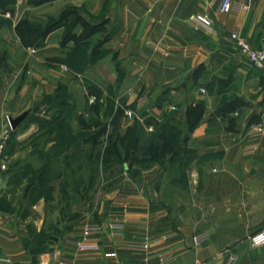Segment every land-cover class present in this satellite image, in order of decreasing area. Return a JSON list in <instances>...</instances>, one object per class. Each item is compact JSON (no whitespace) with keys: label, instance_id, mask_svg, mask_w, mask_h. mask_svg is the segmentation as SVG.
Here are the masks:
<instances>
[{"label":"crops","instance_id":"1","mask_svg":"<svg viewBox=\"0 0 264 264\" xmlns=\"http://www.w3.org/2000/svg\"><path fill=\"white\" fill-rule=\"evenodd\" d=\"M218 3L51 0L35 4L13 0L0 9L13 26L21 19L45 20L64 10L76 11L89 23L105 21L111 30L102 44L107 52L98 64L113 69V60H130L134 69H124L125 79L140 86L129 101L139 105L140 96L149 101L162 95L174 102L180 116L186 106L198 101L204 107L188 141L194 158L184 156L170 169L153 164L140 174L122 173L98 190L85 213L57 224L59 231L46 250L32 251L25 244L31 240L26 221L19 222L0 209V257L12 264H125L139 258H146L148 264H159L160 259L164 264H224L232 253L233 264H264V245L253 246L248 239L264 227V134L249 136L248 125L249 118L258 115L264 126V70L249 66L239 49L226 40L237 32L253 47L264 43V0H233L234 8L228 13L219 12ZM194 13L206 14L210 26L190 20ZM13 31L3 27L0 36L16 41ZM64 32V26L52 30L43 45L32 46V52L30 46L7 43L11 53L24 51L27 58L19 61V68L29 75L24 74V82L12 91L9 73L0 69V126L13 103L23 107L29 95L36 98L38 87L39 95L53 91L66 66L58 60L72 46L71 41L60 44ZM98 64L92 72L106 79ZM37 67L44 68V74ZM167 88L169 93H162ZM233 99L245 104L227 116L214 114L222 103ZM164 108L165 103L163 108L152 105L148 111L157 117ZM25 152L29 154L30 149ZM22 158L5 154L8 177ZM43 204L41 199L31 207L41 212ZM91 222L99 224L102 233L88 242L95 248L82 250L76 241L82 240L84 226ZM113 224L121 228L113 229ZM202 231L207 238L194 244L193 236ZM143 237L147 248L140 246Z\"/></svg>","mask_w":264,"mask_h":264},{"label":"trees","instance_id":"2","mask_svg":"<svg viewBox=\"0 0 264 264\" xmlns=\"http://www.w3.org/2000/svg\"><path fill=\"white\" fill-rule=\"evenodd\" d=\"M12 1L0 0V9ZM47 1L51 0H31L35 4ZM69 21L70 24H68ZM79 24L82 25V29L77 31ZM61 26L65 27V32L60 44L65 46L67 42L71 41L72 46L66 49L65 58L58 61L65 64L72 74L80 73L86 66H90L88 62L93 63L99 57L106 54L107 51L102 48V44L109 38L110 32L101 35L96 40L92 38L97 32L99 34L102 33L105 28V21L89 23L74 10H64L56 18L48 16L45 21L32 23L26 19H21L16 24L20 36L24 39V44L35 47L43 45L47 34ZM89 45H92L91 52L95 53V55L91 54L88 56L86 54V47ZM57 88L60 89L61 87L58 86ZM94 92L95 98L93 102L87 107V112L79 116L76 126L86 129L90 126L100 125L98 132L89 137L79 136L80 139L77 138L76 132H72V128L69 127L66 121L70 117L58 109L52 116L56 135H50L51 138L46 140V142H52V147H49L50 149L45 148L47 151L40 149L35 152L40 153L37 157L39 161L41 160L42 169L39 171L33 170L30 160L22 161V165L18 162L20 167L13 168V173L10 176L11 181L18 188L21 184L23 185L22 196L29 199V205H32L31 201L41 197L45 191V183H47L49 177H47L48 175L44 171H48L51 164L54 163L58 167L56 178H61V186L69 189L76 196L77 200L84 205L88 202L91 204L93 197L86 198V195L95 185L98 176L102 174L106 175L105 179H108V176L110 180L108 179L109 182L101 183L99 189L111 184L122 173L140 174L144 169L153 164L162 165L169 169L174 168L182 157L185 156L186 151H188L186 150V143L190 138L192 130L200 122L204 111L201 103L189 105L186 110V119L190 118L196 106H199V110L194 119L188 120L189 122L184 124L186 128L184 130L181 129L180 120L172 117L174 114L166 115L160 122L152 117H148L145 123L136 121L134 125L125 127L123 132H120V122L118 119L107 136L101 139L102 137L98 138V135L104 134L107 128L106 123H100L101 118H109L111 112L106 114L102 111L101 94L97 90ZM89 93L92 92L89 91ZM57 97L55 93L53 96H49V99L56 100ZM244 104L245 102L241 99H233L228 101L215 113L224 115ZM120 115L122 113L119 111ZM258 122H260V116L252 115L248 120V125ZM112 124V122L108 123L109 126ZM144 124L152 125V131L147 134L144 133ZM48 151L52 154H47ZM29 153L33 154V150L31 149ZM43 154H46L44 155L45 157H42ZM16 181H19L18 184L15 183ZM62 196L66 198L67 195L63 193ZM0 209H2L1 205ZM77 216L79 215L75 214L70 219ZM63 217L65 218L66 216ZM57 224L58 222L53 224L51 233H46L44 226L39 231H35L32 230L33 227L31 228L28 225L31 240L25 241V244L34 252L46 250L59 231Z\"/></svg>","mask_w":264,"mask_h":264},{"label":"rangeland","instance_id":"3","mask_svg":"<svg viewBox=\"0 0 264 264\" xmlns=\"http://www.w3.org/2000/svg\"><path fill=\"white\" fill-rule=\"evenodd\" d=\"M60 14L55 15L54 17H58ZM1 18V26L0 29L3 27L11 28L13 31V37L16 39V41L12 40L9 37L0 36V69L9 73L8 78L9 82L11 83V89L12 91H15L17 87H19L22 82H24V74H26V69L19 68V61H23L26 59V54L24 51H16V52H10L7 49V43H17L24 44V39L22 36H20L16 25H11L9 15L7 13H2L0 15ZM28 22H40L45 20H27ZM43 24V23H42ZM70 24V21L69 23ZM111 26L108 25L105 27L101 34L97 32L95 35H93V40L98 39L101 35L108 34L110 32ZM82 29V25H78L77 31ZM25 45V44H24ZM91 46L89 45L86 47V51L89 55L94 54L91 52ZM29 47V46H27ZM29 52H32V46L28 49ZM28 52V53H29ZM101 54V53H99ZM105 55H102L99 57L96 61L88 62L90 66H86V68L82 69L80 73H71L66 66H64L63 69L65 71L62 72L61 79L57 81L55 88L51 92H43V94L39 95V91L41 90L40 87L37 89V96L36 98H32V96L29 95L28 98H25L27 100H24V103L21 105L12 106V110L10 113L4 114V126H0V132L3 130H6L9 127V123L7 121V116H16L17 114L22 113L24 110H29V113L27 117L15 128V130L9 131V138L8 142L5 147L4 153L8 156H22L23 158L20 160H17V163L19 162L22 165V161L30 160L32 162V169L34 170H40L42 169V163L41 160H38L37 155L40 154L35 153L37 150L43 149L44 151H47L46 149H50L52 147V142L48 141L47 139H50L52 135H56V128L54 127L52 120H53V113L57 112L59 109L60 112L67 114L70 118L67 121L69 124V127L72 128V132H76L77 138L80 139L79 136L83 137H89L91 135H94V133L98 132L100 129V125L96 126H90L86 129L78 128L76 126V122L79 118V116L84 115L87 110L89 104H91L95 98L94 91L97 90L100 92V100L103 104L102 111L104 113L111 112L109 118H101L100 123H106L107 128L106 132L104 134L98 135V138L102 137L101 139L105 138L109 131L112 130L113 125L116 123V121L119 119L120 122V132L124 131V128L127 126H132L138 121L139 123H145L146 119L148 117H152L157 121H161L163 118L166 117V115L174 114L172 117H176L180 120V124L182 125L181 129H186L184 124L186 122H189L188 120L194 119V116L199 110V106H196L193 111L192 115L189 119H186V106L184 108L183 114L180 116L178 115V109L177 106H175L174 102H167V98L165 97H159L155 100H152L149 98V101L143 97L140 96V104L138 105L137 101H129L131 98V95L137 94L138 85L135 82V85L133 82H131L128 79H125V68L127 69H134L132 63L130 60H127V63L123 61H117L113 60V69L111 65L107 66L105 63L98 62L104 57ZM98 57V56H97ZM18 61V63H17ZM99 65V71L104 73L105 78H101L98 74L93 73V68L95 66ZM49 66L55 68L56 65L48 64ZM88 67V68H87ZM44 69V68H43ZM43 69H39L37 67V71L39 74H44ZM27 76L29 74H26ZM194 75V74H191ZM34 77V75H32ZM121 77V80H120ZM26 78V77H25ZM119 78V79H118ZM130 79V78H129ZM118 81V82H117ZM195 85L193 82L191 86ZM61 87L60 89L57 87ZM175 87V86H174ZM183 90V88L175 87L174 90ZM170 88L167 90L163 89L162 93H169ZM91 91L92 93H89ZM94 92V93H93ZM56 93V100L49 99V96H53ZM139 96V95H138ZM136 95V98H138ZM110 100V103H109ZM69 102V104H68ZM228 101L222 103V105L218 108L220 109L222 106H224ZM150 103V104H149ZM165 103L164 111L162 112L161 116H152L149 114L148 109L151 108V106H155L157 108H163V104ZM201 103V101L196 102ZM194 104V105H195ZM202 104V103H201ZM151 105V106H150ZM201 107V106H200ZM24 108V109H23ZM216 109L215 112L218 110ZM119 111L122 113V115L119 116ZM229 113V112H228ZM226 113V114H228ZM225 114V115H226ZM227 116V115H226ZM112 120V121H111ZM112 122V125H108V123ZM99 123V124H100ZM101 124V125H102ZM144 133H149L152 131L153 126L144 124ZM12 131V132H11ZM51 135V136H50ZM82 138V137H81ZM190 140V139H189ZM188 140V141H189ZM190 143H186V153L185 156L190 159V157H193L195 155L192 153L194 151L193 148H191ZM50 147V148H49ZM32 149L33 154H26L25 150ZM46 148V149H45ZM55 150V149H54ZM57 150V149H56ZM54 152V151H52ZM188 153V154H187ZM47 154H52L47 152ZM43 154L42 157H45ZM16 163V164H17ZM54 163V162H53ZM151 166V165H150ZM149 166V167H150ZM20 167V165H18ZM148 167V168H149ZM56 164H51L48 171H44L47 175L48 181L45 183V191L42 193L41 197L38 199L31 201V203H35L36 201L43 200V209L41 212H38L35 210V208L31 207L29 205L30 201L27 197L23 198L22 196V187H16L14 183L11 181V175L8 177L6 174L9 171L1 172L0 173V205L2 207L1 210H6L13 214L15 218L19 222H22L25 220V224L28 226L30 225L32 230L39 231L43 226L46 230V233H51L53 224L61 225V223L65 220L70 219L75 214H83L88 209V203H85V205L82 202H79L74 194L69 189L63 188L61 186V178H56L58 175ZM147 168V169H148ZM146 170V169H144ZM7 175V179H6ZM106 175H100L98 176L95 185L86 195L87 197H93L91 199V204H93L95 197L97 195V192L99 190V187L101 183L109 182V179H105ZM19 181H16L15 183L18 184ZM20 189V190H19ZM63 193H65L67 196L66 198H63ZM4 208V209H3ZM63 216H66L65 218ZM43 218V224L39 226V221ZM37 225L40 227L39 230H37ZM29 230V229H28Z\"/></svg>","mask_w":264,"mask_h":264},{"label":"built area","instance_id":"4","mask_svg":"<svg viewBox=\"0 0 264 264\" xmlns=\"http://www.w3.org/2000/svg\"><path fill=\"white\" fill-rule=\"evenodd\" d=\"M245 7V5H243ZM234 8L233 0H219L217 10L221 13H228ZM189 19L192 21H195L201 25H204L206 27L210 26V19L206 14L203 13H194L189 16ZM226 40L229 43H232L235 45L242 56L245 59V62L255 69H262L264 70V43L256 48L251 46L247 40L237 32H232L228 35ZM9 116H7V121ZM12 130L11 126L9 124V127L6 130H3L0 132V173L8 170L9 164L7 163V160L5 159V147L8 142L9 138V131ZM264 134V126L261 122L253 123L250 126V132L249 136H258ZM121 225H111L113 229L121 228ZM102 233V228L99 224L96 222L87 223L84 226L83 229V237L81 241H76V245L78 248L84 250L89 248H95V244H89V240H97L100 238V235ZM207 238V234L202 231L199 233H196L193 236V243L199 244L203 240ZM249 243L253 246H260L264 245V227L253 233L249 236ZM146 238L143 237V242L140 244L141 247L147 248L148 244L146 243ZM109 256L115 257V253H111ZM53 258H56V253H53ZM235 261V256L232 253H228L226 256V260L224 264H233ZM165 260L160 259L159 264H164ZM0 264H12L9 258L7 257H0ZM57 264H69L64 261H59ZM125 264H148V261L146 258H139L137 260L131 261L129 263Z\"/></svg>","mask_w":264,"mask_h":264},{"label":"water","instance_id":"5","mask_svg":"<svg viewBox=\"0 0 264 264\" xmlns=\"http://www.w3.org/2000/svg\"><path fill=\"white\" fill-rule=\"evenodd\" d=\"M29 110L23 111L20 115L16 117L9 116V124L11 126V129H15L28 115Z\"/></svg>","mask_w":264,"mask_h":264}]
</instances>
